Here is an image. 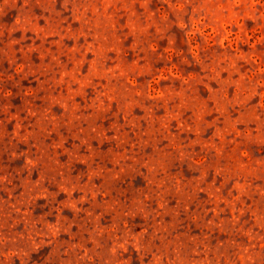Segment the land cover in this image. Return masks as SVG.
<instances>
[{
  "label": "rangeland",
  "instance_id": "obj_1",
  "mask_svg": "<svg viewBox=\"0 0 264 264\" xmlns=\"http://www.w3.org/2000/svg\"><path fill=\"white\" fill-rule=\"evenodd\" d=\"M177 3L191 5L183 7L179 19L169 8ZM262 4L264 0H0V176L12 181L8 188H16L19 196L24 178L36 184L53 164L71 163L65 174L81 176L84 183L88 168L83 157L90 150L97 153L93 167L104 169L91 182L94 200L79 191L71 198L57 195L50 171L35 199L19 212L29 214L37 227L61 228L57 244L69 241L66 229L74 234L82 225L111 230L123 223L135 234L151 220L176 229L173 235L186 243L184 258L193 264L200 259L197 250L222 245H230L233 264H258L257 254L264 252L259 247L264 229L257 225L264 215ZM125 82L145 91L147 98L137 101L139 107L121 111L112 96L105 99V91ZM94 102L107 111L94 112ZM146 108L154 119L167 117L166 135L175 138L185 159L173 154L165 162V176L175 187L145 201L142 211L122 216L150 183L140 169L105 185L104 173L113 167L108 153L122 151L116 142L129 131L124 120L149 127ZM82 113L94 119L73 120V114ZM167 143L161 141L158 148ZM152 152L149 146L143 155ZM73 153L78 161L71 160ZM37 157L45 167L29 169ZM201 160L211 162L207 169ZM5 200L8 193L0 185V224L8 211ZM23 228L21 222L14 231ZM50 253L51 246L37 249L28 264H48ZM124 259L141 264L132 248Z\"/></svg>",
  "mask_w": 264,
  "mask_h": 264
},
{
  "label": "clouds",
  "instance_id": "obj_2",
  "mask_svg": "<svg viewBox=\"0 0 264 264\" xmlns=\"http://www.w3.org/2000/svg\"><path fill=\"white\" fill-rule=\"evenodd\" d=\"M191 5L169 4L175 13L177 19L180 18V13L183 12V7ZM239 6V5H237ZM130 7V6H129ZM144 7V5H141ZM254 6H249V11H252ZM264 8V4L261 5ZM87 10V9H85ZM134 14V13H133ZM260 19L264 20V13H261ZM112 96L120 104L121 111L126 108L139 107L140 104L147 98V93L143 90H137L128 86V82L120 83L115 88L108 87L105 91V99ZM157 98L153 97V100ZM161 107H164V101L157 100ZM107 111L106 107L94 102L95 111ZM126 114H130L126 113ZM115 115L119 117L120 112ZM145 118L150 124L147 129L137 127L135 121H123V127L129 129L122 137H120L116 145L122 151L117 155L108 153L111 156L112 168L105 172V185H110L117 181L122 175L131 172H139L140 169L146 170L145 178L149 180L150 187L147 193H141L138 198L132 200V205L128 209H123L119 215L131 216L137 211H142L145 201L155 199L164 191H168L170 187H175L171 181L165 176L167 169L166 161L175 154L179 160L185 159L184 150L175 144V138L166 135L168 123L167 117L163 119H154L151 115V109H145ZM83 120L85 123L94 119L93 115L82 113L80 116L73 114V120ZM116 122L113 123L115 126ZM130 126V127H129ZM91 128V125L89 124ZM95 129H93L94 131ZM131 137V138H130ZM79 138V137H78ZM85 142L87 138H83ZM167 140L168 143L164 148H158L161 141ZM127 145V148L125 146ZM149 146L153 152L150 156H144V150ZM71 160L78 161L80 157L75 153L70 154ZM96 152L90 150V154L83 157L84 163L87 165L88 173L87 180L81 183L82 177L73 178L70 174L66 175L65 171L71 169V163L51 165L46 167L45 171L41 172L40 181L36 184H29L25 178L21 181L23 193L16 196V188L9 189L8 186L12 181L7 176H0V185L8 193V200L4 204L8 207V211L4 217V223L0 224V264H14V261H19V264H28L30 255L45 246H51V253L48 257V264H130L129 259H124L129 248H132L138 255V258L143 264V261L150 257L148 264H193L184 258V250L186 243L182 242L178 235H173L175 228L169 226H161L160 224L149 221L147 226L140 232L132 234L128 231V225L121 223L114 225L111 230H102L92 227L90 224L81 226L76 232L72 233V229L63 230L68 234L69 241L65 244H57L56 240L61 235V228L52 229L47 225L37 227L31 223L27 216L29 214H21L19 209L24 207L29 201L35 199L34 193L38 187H42L48 181V172H54L53 180L56 182V187L59 193H66L71 198L74 191L82 192L87 200H94L92 194L95 190L91 189V182L99 169L104 172V169L93 167L94 157ZM47 161V157H45ZM209 163L204 160L199 162L202 168L207 169ZM29 169L45 167L42 165L41 159L37 157L33 164H30ZM264 171V169H262ZM70 172V171H69ZM79 185L77 187L76 185ZM247 187V185H246ZM45 195L47 192L45 190ZM108 195V190L104 191ZM261 199L264 200V192L260 193ZM9 201H13L9 205ZM79 203V201H77ZM16 217V218H14ZM23 222V232L14 231L18 223ZM257 225L264 229V215L258 217ZM239 231V229H236ZM251 235V233H249ZM86 237V238H85ZM252 240H257V237L251 235ZM259 239H264L261 236ZM259 243V241H258ZM229 246H219L214 250L199 249L195 252V256L200 257L194 261V264H233L230 260ZM249 247H255L249 242ZM261 250H264V243L259 244ZM247 252V250H244ZM210 256V260L207 258ZM258 264H264V252L257 254ZM249 257L245 256L247 261Z\"/></svg>",
  "mask_w": 264,
  "mask_h": 264
}]
</instances>
